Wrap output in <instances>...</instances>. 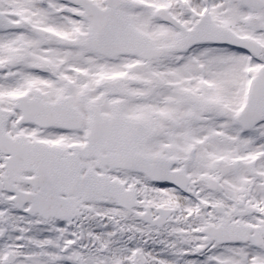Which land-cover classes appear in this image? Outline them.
Wrapping results in <instances>:
<instances>
[{"label": "snow or ice", "instance_id": "obj_1", "mask_svg": "<svg viewBox=\"0 0 264 264\" xmlns=\"http://www.w3.org/2000/svg\"><path fill=\"white\" fill-rule=\"evenodd\" d=\"M0 264H264V0H0Z\"/></svg>", "mask_w": 264, "mask_h": 264}]
</instances>
